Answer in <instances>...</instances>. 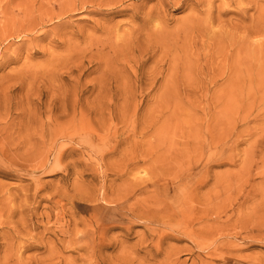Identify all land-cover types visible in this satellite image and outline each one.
I'll return each instance as SVG.
<instances>
[{
  "label": "rangeland",
  "instance_id": "rangeland-1",
  "mask_svg": "<svg viewBox=\"0 0 264 264\" xmlns=\"http://www.w3.org/2000/svg\"><path fill=\"white\" fill-rule=\"evenodd\" d=\"M262 17L0 0V264H264Z\"/></svg>",
  "mask_w": 264,
  "mask_h": 264
},
{
  "label": "bare ground",
  "instance_id": "bare-ground-1",
  "mask_svg": "<svg viewBox=\"0 0 264 264\" xmlns=\"http://www.w3.org/2000/svg\"><path fill=\"white\" fill-rule=\"evenodd\" d=\"M118 3H119V2H118ZM120 3H121V1H120ZM110 4H111V3H110ZM114 5H115V4H114ZM116 5H117V4H116ZM210 9H211V8H210ZM227 9H228V8H227ZM222 12H223V11H222ZM149 14H150V13H149ZM149 14H148V15H149ZM63 15H64V14H63ZM148 15H147V16H148ZM150 15H151V14H150ZM151 16H152V15H151ZM151 16H150V17L148 16V18H147V17H146V18H147L148 20H149V19L151 20ZM262 16H263V15H262ZM260 20H261V18H260ZM262 20H264L263 17H262ZM151 21H152V20H151ZM151 21H150V22H151ZM143 22H144V21H143ZM145 22H146V21H145ZM146 23H147V22H146ZM146 23H144V24H146ZM148 23H149V22H148ZM256 23H258V22H256ZM149 25H150V24H149ZM263 25H264V24H263ZM261 26H262V25H261ZM261 26H260V27H261ZM149 28H150V27H149ZM154 28H155V27H154ZM154 28H153V29H154ZM249 28L252 29V27H249ZM258 28H259V27H258ZM31 30H33V29H31ZM107 30H109V29H107ZM252 30H253V31H256L255 28H253ZM258 30H259V29H258ZM258 30H257L255 33H258ZM244 31H246V30H244ZM250 31H251V30H250ZM116 32H117V31H116ZM246 32H249V30L246 31ZM250 33H253V32H250ZM260 33H261V32H260ZM260 33H259V34H260ZM114 34H115V33H114ZM255 35H258V34H255ZM238 36H240V35H238ZM249 36H250L249 33H247V35H245V38L243 37V39L245 40L246 38H249ZM250 37H252V36H250ZM249 39H250V38H249ZM249 39H248V40H249ZM242 42H243V41H242ZM245 42H246V41H245ZM251 44H252V43H251ZM251 44H250L249 46H251ZM237 45H238V44H237ZM252 45H253V44H252ZM232 46H234V44H232ZM241 46H243V45H241ZM235 47H236V46H235ZM253 47H254V46H253ZM233 48H234V47H233ZM250 48H252V47H250ZM254 48H255V47H254ZM243 49L245 50V48H243ZM231 50H232V49H231ZM244 50H242V49L240 48V49L238 50V52H236V53H237L239 56H241L242 58H244V60H246V62L244 61L243 65H246V64H247V66H248V65H249V64H248L249 56H248L247 53H249V52L247 51V53H246V52L244 53V52H243ZM246 50H247V49H246ZM246 50H245V51H246ZM225 51H226V50H225ZM249 51H250V50H249ZM253 51H254V50H253ZM233 52H234V50H233ZM233 52H232V53H233ZM251 52H252V51H251ZM260 52H261V51H260ZM223 53H224V52H223ZM252 53H253V52H252ZM254 53H255V51H254ZM249 54H251V53H249ZM230 55H231V54H230ZM251 55H252V54H251ZM251 55H250V56H251ZM253 55H254V54H253ZM255 55H256V54H255ZM261 55H262V54H261ZM224 56H225V55H224ZM262 56H263V55H262ZM231 58H232V57H231ZM240 59H241V58H240ZM234 60H235V59H234ZM238 60H239V59H238ZM251 60H252V58H251ZM241 61H242V60H241ZM228 63H229V62H228ZM236 66H237V65H236ZM225 67H226V66H225ZM231 69H232V68H231ZM237 72H238V71H237ZM233 73H234V71H232L231 74H233ZM233 75H234V74H233ZM232 77H233V76H232ZM219 142H220V141H219ZM213 143H214V141H213ZM215 145H217V144H215ZM216 147H217V146H216ZM14 234H15V233H14ZM20 244H21V243H20ZM11 246H12V245H11ZM13 246H14V245H13ZM21 248H26V247L21 246V247H18V248H16V249H18V250L20 251ZM14 249H15V248L12 247V250H11V251L13 252ZM25 250H26V249H25ZM8 253H10V252H8ZM15 254H16V253H15ZM19 255H20V254H19ZM6 256H7V255H6ZM15 257H16V256H15ZM18 257H19V256H18ZM18 257H17V258H18ZM5 258H6V257H5ZM9 258H11V256H10ZM19 258H20V257H19ZM21 258H22V257H21ZM8 260H10V259H8ZM15 260H16V259H15ZM27 260H28V259H27ZM6 261H7V259H6ZM20 263H21V262H18V261H17V262L14 261V263H11V262L9 261V262H7L6 264H20ZM30 263H31V262H30ZM22 264H23V263H22ZM25 264H26V262H25Z\"/></svg>",
  "mask_w": 264,
  "mask_h": 264
}]
</instances>
